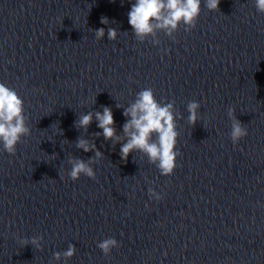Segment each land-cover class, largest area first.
I'll use <instances>...</instances> for the list:
<instances>
[{"label": "clouds", "instance_id": "9594fccd", "mask_svg": "<svg viewBox=\"0 0 264 264\" xmlns=\"http://www.w3.org/2000/svg\"><path fill=\"white\" fill-rule=\"evenodd\" d=\"M221 0H205L209 11L219 9ZM257 11L264 14V0H255ZM201 10V0H135L131 3L128 12V23L131 26L137 40L143 42L148 37L155 36L156 30H164L166 35L172 36L173 32L183 23L185 31L195 28L196 21ZM101 24L107 25V17L101 18ZM97 40L105 37V28L94 30ZM107 38L114 41L117 38L115 28L107 29ZM158 44L159 41H154ZM119 107V106H118ZM200 104L191 101L187 105L188 122L195 125L198 120V110ZM174 102L161 104L155 98L151 88H146L137 93L134 103L124 109L123 115L127 118L123 125L124 137L116 134L115 121L110 107L104 106L102 111L80 115L76 122L77 128L87 130L95 118L97 127L101 132H97V137L103 136L105 141H112L113 144L121 143L120 157L127 161L130 154L139 151L147 156L149 163L154 164L162 176H170L176 168V160L180 152L175 150L179 136L176 130L174 116ZM228 115L232 119L230 138L232 143L237 144L242 138L248 135L247 129L236 119L234 109L228 110ZM24 115L23 100L18 93L0 83V144L3 150L10 155L16 152V146L22 137L31 134V129L27 126ZM155 136V139L153 137ZM76 147L83 152H94V157L85 161L80 158H71L68 163L71 169L68 177L72 181L78 180L81 175L95 179V172L92 165L98 163L104 156L103 152L97 149L96 144L80 138ZM149 196L157 201L163 197L154 189L149 188ZM43 237H33L22 240L24 245L31 244L36 248H41L40 240ZM97 247L105 256L110 255L113 248L119 247L115 238H106L97 244ZM76 252L74 244H69L62 253L57 251L54 258L59 261L71 259Z\"/></svg>", "mask_w": 264, "mask_h": 264}]
</instances>
